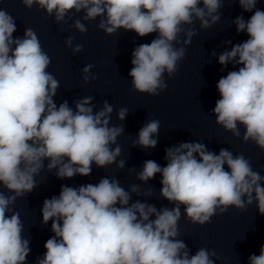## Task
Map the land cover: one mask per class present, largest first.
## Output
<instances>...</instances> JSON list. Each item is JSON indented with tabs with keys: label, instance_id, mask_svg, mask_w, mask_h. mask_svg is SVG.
Returning <instances> with one entry per match:
<instances>
[{
	"label": "clouds",
	"instance_id": "1",
	"mask_svg": "<svg viewBox=\"0 0 264 264\" xmlns=\"http://www.w3.org/2000/svg\"><path fill=\"white\" fill-rule=\"evenodd\" d=\"M238 2L246 20L238 15L231 24L247 39L231 45L216 57L221 72L230 70L216 84L219 99L211 115L216 125L240 139L252 142L264 152V10L258 0ZM23 6H36L56 24H71L81 35L88 29L84 22L96 21L97 28L113 36L121 30L139 38L156 34L150 43H141L131 52L132 91L151 97L166 91L165 77H175L186 48L197 35L191 27L199 22L207 30L221 20L222 0H21ZM67 17V19H66ZM15 18L0 8V264H28L31 237L19 212L17 199L25 198L42 181V172H54L57 179L90 176L92 166L107 169L113 164L125 168L118 138L124 134L129 109L116 110L121 122L112 124L114 107L108 101L96 109L94 97L54 100L59 80L48 71L51 57L43 50L36 32L25 28L22 37ZM65 40L73 55L83 46ZM93 65L82 68L83 81L97 79ZM160 121L147 119L132 147L155 149ZM161 166L148 159L136 173L141 184L160 175V198L173 205L159 209L155 204L132 196L151 197L153 188L141 193L139 184L126 190L116 177H101L98 183L78 187L61 184L59 195L43 201L41 224L51 222V235L44 253L35 264H215L220 257L206 247L194 254L179 239L183 217L204 226L230 208L245 212L255 203L264 216V176L252 167L244 154L221 148L218 154L201 141L180 142L165 148ZM45 161L47 164L45 165ZM135 168H129V172ZM183 208V213L181 209ZM248 264H264V245L259 255L251 254Z\"/></svg>",
	"mask_w": 264,
	"mask_h": 264
}]
</instances>
